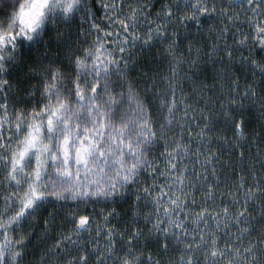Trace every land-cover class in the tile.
I'll return each mask as SVG.
<instances>
[{
	"label": "snow or ice",
	"instance_id": "snow-or-ice-1",
	"mask_svg": "<svg viewBox=\"0 0 264 264\" xmlns=\"http://www.w3.org/2000/svg\"><path fill=\"white\" fill-rule=\"evenodd\" d=\"M0 264H264V0H0Z\"/></svg>",
	"mask_w": 264,
	"mask_h": 264
}]
</instances>
